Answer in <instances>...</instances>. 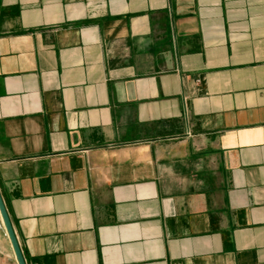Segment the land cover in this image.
Segmentation results:
<instances>
[{"label": "crops", "instance_id": "0c3cea01", "mask_svg": "<svg viewBox=\"0 0 264 264\" xmlns=\"http://www.w3.org/2000/svg\"><path fill=\"white\" fill-rule=\"evenodd\" d=\"M0 194L26 264H264V0H0Z\"/></svg>", "mask_w": 264, "mask_h": 264}, {"label": "water", "instance_id": "95a60500", "mask_svg": "<svg viewBox=\"0 0 264 264\" xmlns=\"http://www.w3.org/2000/svg\"><path fill=\"white\" fill-rule=\"evenodd\" d=\"M0 217L6 230L7 236L11 242L15 258L18 264H26L19 243L16 239L12 224L10 222L7 210L0 194Z\"/></svg>", "mask_w": 264, "mask_h": 264}, {"label": "rangeland", "instance_id": "374dc122", "mask_svg": "<svg viewBox=\"0 0 264 264\" xmlns=\"http://www.w3.org/2000/svg\"><path fill=\"white\" fill-rule=\"evenodd\" d=\"M0 264H6V262H3V259L0 257Z\"/></svg>", "mask_w": 264, "mask_h": 264}]
</instances>
